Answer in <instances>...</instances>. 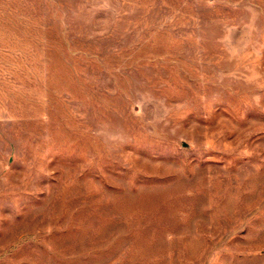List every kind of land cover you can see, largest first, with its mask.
Listing matches in <instances>:
<instances>
[{
  "label": "rangeland",
  "instance_id": "1",
  "mask_svg": "<svg viewBox=\"0 0 264 264\" xmlns=\"http://www.w3.org/2000/svg\"><path fill=\"white\" fill-rule=\"evenodd\" d=\"M0 264H264V0H0Z\"/></svg>",
  "mask_w": 264,
  "mask_h": 264
}]
</instances>
